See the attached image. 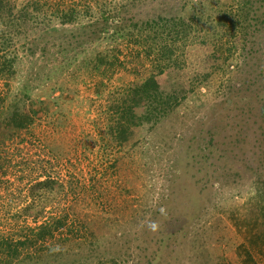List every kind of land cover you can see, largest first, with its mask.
<instances>
[{"label": "rangeland", "instance_id": "rangeland-1", "mask_svg": "<svg viewBox=\"0 0 264 264\" xmlns=\"http://www.w3.org/2000/svg\"><path fill=\"white\" fill-rule=\"evenodd\" d=\"M0 1V61L13 62L0 74V234L64 217L34 256L245 264L238 223L260 216L264 183V0ZM99 52L113 64L96 66ZM151 74L169 105L140 102L119 139L121 98ZM20 114L31 121L12 127Z\"/></svg>", "mask_w": 264, "mask_h": 264}, {"label": "trees", "instance_id": "trees-1", "mask_svg": "<svg viewBox=\"0 0 264 264\" xmlns=\"http://www.w3.org/2000/svg\"><path fill=\"white\" fill-rule=\"evenodd\" d=\"M2 1H0V9L2 6ZM160 19L162 17H159ZM125 22L124 16L121 18L120 21L116 22V33H118L120 29V25H123ZM153 21L148 20L144 22V26H151L152 27ZM88 27H90V32L85 28L87 35L88 34H94L96 36H100L101 33H105L106 29L103 22H96L93 24H90ZM80 37L75 36V38H85L83 34H78ZM72 37V36H71ZM74 38V37H72ZM74 38V39H75ZM7 42H9V39L2 38V47L6 46ZM111 60H115V57H112ZM103 63H111L113 64V61H109V55L108 53L104 54L99 52L96 55V66H100ZM12 66L13 62L11 60H4L0 61V74L10 72L12 73ZM262 93L264 94V87L262 90ZM164 96L163 91L161 89V85L156 78L155 75L151 74L149 77H147L142 83L136 85L135 87H132L130 91L127 92L126 95L121 98L122 102L124 103L123 110L121 111L120 119L117 122V126L115 127V130L112 131V133L116 134L119 139H126L128 131L130 130V125L135 122V112L134 108L143 100H149V102H152L153 104L156 103L158 106H162L165 102L168 103V101L162 99ZM164 100V102H162ZM165 103V104H166ZM177 103V102H176ZM169 105V103H168ZM175 105V103H174ZM172 105L171 108L174 106ZM14 114H19L18 111H16ZM21 116V114H20ZM17 121L13 119L12 127L22 128L26 126V122L31 121V117L28 114H22V116ZM116 131V132H115ZM254 169V168H253ZM256 169V168H255ZM50 179H43L39 180L37 182V185H39L44 193H47L50 190ZM255 189H256V197L258 202L261 204L258 207V211L260 213V216L255 215V217L246 219L242 218L238 226L243 227L244 226V238L247 242L246 247V255L244 258L245 264H248L249 262L252 263L254 260V253H263L264 254V183L260 184L259 182H255ZM49 189V190H48ZM44 208L41 207L40 209H36L32 215L40 216V214L43 212ZM27 211V209H26ZM261 218V219H260ZM65 218L64 217H58L56 219H51L49 221H44L42 223H39L37 226H31L28 228L27 231H24L23 235H19L17 238H12L9 236H5L4 234H0V264H53L52 259L50 256L53 255L55 257V260L59 258V256H62L65 253V248L61 249L60 251L54 250L51 251L46 257L44 255L40 256H34V253H36L35 250L39 249L41 243L45 242V238L47 234H53L55 229H58L60 226L64 224ZM248 224V225H246ZM81 240V239H78ZM80 242V241H78ZM76 249H72V253H80L84 249L83 244H76ZM83 248V249H82ZM75 249V250H74ZM31 251H34L32 253ZM87 256V255H86ZM79 261V260H78ZM76 261V262H78ZM80 263L77 264H108L106 261L98 260V262L91 261L90 258L87 256L85 259L80 260ZM249 261V262H248Z\"/></svg>", "mask_w": 264, "mask_h": 264}, {"label": "clouds", "instance_id": "clouds-1", "mask_svg": "<svg viewBox=\"0 0 264 264\" xmlns=\"http://www.w3.org/2000/svg\"><path fill=\"white\" fill-rule=\"evenodd\" d=\"M160 211L163 213L164 210L161 209ZM150 228H151L153 231H155L156 228H157V224H155V223L150 224Z\"/></svg>", "mask_w": 264, "mask_h": 264}]
</instances>
